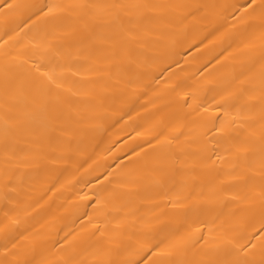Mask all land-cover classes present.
Wrapping results in <instances>:
<instances>
[{
	"label": "bare ground",
	"instance_id": "bare-ground-1",
	"mask_svg": "<svg viewBox=\"0 0 264 264\" xmlns=\"http://www.w3.org/2000/svg\"><path fill=\"white\" fill-rule=\"evenodd\" d=\"M237 260L264 261V0H0V264Z\"/></svg>",
	"mask_w": 264,
	"mask_h": 264
},
{
	"label": "snow or ice",
	"instance_id": "snow-or-ice-1",
	"mask_svg": "<svg viewBox=\"0 0 264 264\" xmlns=\"http://www.w3.org/2000/svg\"><path fill=\"white\" fill-rule=\"evenodd\" d=\"M252 2L254 3V0H252ZM49 10L51 11V9ZM157 247H159V245H157ZM242 251H246V250L242 249ZM234 264H249V262L246 260H237L234 262ZM261 264H264V261H262Z\"/></svg>",
	"mask_w": 264,
	"mask_h": 264
}]
</instances>
